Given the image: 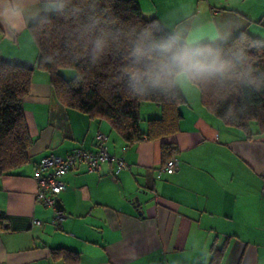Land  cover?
<instances>
[{
    "label": "crops",
    "instance_id": "obj_1",
    "mask_svg": "<svg viewBox=\"0 0 264 264\" xmlns=\"http://www.w3.org/2000/svg\"><path fill=\"white\" fill-rule=\"evenodd\" d=\"M136 2L144 17L152 14L169 28L231 19L264 36L256 23L264 0ZM0 55L33 64L22 100L28 161L0 175V264H208L222 243L220 264H264V133L254 125L247 137L209 114L198 93L184 97L179 131L171 138L178 167L167 174L158 141L126 144L105 121L57 101L47 73L35 67L28 27L11 31L0 20ZM147 110L144 117L158 115L155 106ZM97 133L128 168L114 174L115 163L108 161L97 171L83 165L69 170L55 203L66 217L56 228L52 208L34 197V164L47 154L93 150Z\"/></svg>",
    "mask_w": 264,
    "mask_h": 264
},
{
    "label": "clouds",
    "instance_id": "obj_2",
    "mask_svg": "<svg viewBox=\"0 0 264 264\" xmlns=\"http://www.w3.org/2000/svg\"><path fill=\"white\" fill-rule=\"evenodd\" d=\"M114 3L2 0L0 20L11 31L31 25L36 40H58L62 50L41 54L40 62L60 65L71 87L97 83L102 94L166 102L204 92L264 93V36L231 19L172 28L148 13L147 20H125ZM229 119H236L235 113Z\"/></svg>",
    "mask_w": 264,
    "mask_h": 264
},
{
    "label": "trees",
    "instance_id": "obj_3",
    "mask_svg": "<svg viewBox=\"0 0 264 264\" xmlns=\"http://www.w3.org/2000/svg\"><path fill=\"white\" fill-rule=\"evenodd\" d=\"M113 9L116 15L125 20H147L136 0H115ZM256 23L264 26V15ZM30 28L31 25L28 30L37 49L35 67L47 73L53 95L62 106L73 108L88 118L105 121L126 144L142 140L158 141L161 167L174 157L177 148L171 138L179 131V108L185 103L184 97L178 102L156 98L136 100L126 98L122 93L102 94L97 83L71 87L59 71L60 65L53 67L40 62L41 54L53 55L58 49L62 50L61 43L43 37L36 40ZM260 66L264 67V59L260 61ZM32 71L25 64L9 61L0 55V175L28 161L27 151L31 137L24 120L22 100L29 92ZM97 77L103 78V73H97ZM198 98L203 108L219 118L223 125L238 128L247 137L251 136V125L256 127L257 133H264V93L248 97L245 93L204 92L198 93ZM145 104L155 106L158 115H142L141 118V107ZM232 113L236 116L234 120L229 119ZM143 124L144 130L141 129ZM3 217L0 214V225L3 224ZM224 251L225 243L213 247L208 264H220ZM68 257L70 263L75 261L74 254Z\"/></svg>",
    "mask_w": 264,
    "mask_h": 264
},
{
    "label": "built area",
    "instance_id": "obj_4",
    "mask_svg": "<svg viewBox=\"0 0 264 264\" xmlns=\"http://www.w3.org/2000/svg\"><path fill=\"white\" fill-rule=\"evenodd\" d=\"M107 137L102 133L95 136V148L86 150L76 148L71 152L61 156L47 154L42 156L33 167L32 178L36 184L34 197L43 205L52 208L51 224L56 228L60 227L66 215L62 210L55 207L59 193L64 188L63 176L76 165H83L87 171H97L102 163L114 161L117 174L120 170L128 168L122 157L113 156L108 152L105 145ZM178 167L175 157L170 158L161 168L167 174L173 173ZM32 224L40 226V220H33Z\"/></svg>",
    "mask_w": 264,
    "mask_h": 264
},
{
    "label": "water",
    "instance_id": "obj_5",
    "mask_svg": "<svg viewBox=\"0 0 264 264\" xmlns=\"http://www.w3.org/2000/svg\"><path fill=\"white\" fill-rule=\"evenodd\" d=\"M9 61H13L15 63H19V64H25L27 66L28 69H33V64L31 63H26L23 60H19V59H15V58H6Z\"/></svg>",
    "mask_w": 264,
    "mask_h": 264
},
{
    "label": "rangeland",
    "instance_id": "obj_6",
    "mask_svg": "<svg viewBox=\"0 0 264 264\" xmlns=\"http://www.w3.org/2000/svg\"><path fill=\"white\" fill-rule=\"evenodd\" d=\"M61 74L65 77V74H64V72H62L61 71ZM151 106H153V105H144L143 107H142V109H141V118L143 117L142 116V113L144 112L145 113V111H148L147 109H149V108H151ZM141 123H143V122H141Z\"/></svg>",
    "mask_w": 264,
    "mask_h": 264
}]
</instances>
